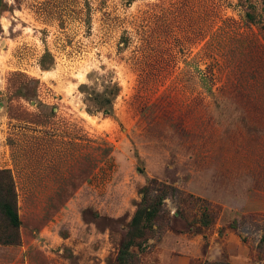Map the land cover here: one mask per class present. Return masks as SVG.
I'll list each match as a JSON object with an SVG mask.
<instances>
[{
	"label": "rangeland",
	"instance_id": "rangeland-1",
	"mask_svg": "<svg viewBox=\"0 0 264 264\" xmlns=\"http://www.w3.org/2000/svg\"><path fill=\"white\" fill-rule=\"evenodd\" d=\"M0 169V264H120L150 181L134 264H264V0H0Z\"/></svg>",
	"mask_w": 264,
	"mask_h": 264
},
{
	"label": "trees",
	"instance_id": "trees-1",
	"mask_svg": "<svg viewBox=\"0 0 264 264\" xmlns=\"http://www.w3.org/2000/svg\"><path fill=\"white\" fill-rule=\"evenodd\" d=\"M251 8V7H249ZM252 13L246 12L248 20L254 19ZM79 88H82L81 86ZM119 89L116 84L109 87V91L96 94L91 99L86 98L94 105H90L86 112L88 114L102 113L109 114L111 100L117 95ZM179 191L170 186L150 181L140 191L141 199L137 204L135 213L129 223L128 230L124 236L117 255L120 264H134V256L129 252V248L134 244L135 239L143 237L146 230L153 220L162 212L164 201L167 197L177 198ZM206 224V222H204ZM20 226L17 208L16 192L13 179L6 169H0V245H16L19 242L18 229ZM208 264V263H204Z\"/></svg>",
	"mask_w": 264,
	"mask_h": 264
}]
</instances>
